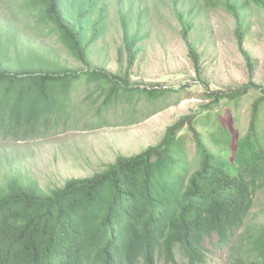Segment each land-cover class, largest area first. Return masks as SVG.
Returning <instances> with one entry per match:
<instances>
[{
    "label": "trees",
    "instance_id": "trees-1",
    "mask_svg": "<svg viewBox=\"0 0 264 264\" xmlns=\"http://www.w3.org/2000/svg\"><path fill=\"white\" fill-rule=\"evenodd\" d=\"M10 0H0V3ZM13 17L32 34L53 39L80 68L0 35V139L32 141L70 130L133 125L158 112L178 89L131 82L130 70L147 36L141 18L120 15L128 64L111 73L91 64L90 52L109 18L108 0H12ZM129 1V0H127ZM132 3V2H131ZM234 19L247 82L232 90L203 87L198 112L167 127L155 146L118 156L90 177L43 190L19 175L0 180V264H207L206 242L227 246L251 216L264 189V84L244 50L255 8L264 0H204ZM187 40L193 25L177 14ZM195 63L198 55L188 44ZM247 119L242 102L250 94ZM249 234L247 235V233ZM237 264H264V227L246 231Z\"/></svg>",
    "mask_w": 264,
    "mask_h": 264
},
{
    "label": "rangeland",
    "instance_id": "rangeland-1",
    "mask_svg": "<svg viewBox=\"0 0 264 264\" xmlns=\"http://www.w3.org/2000/svg\"><path fill=\"white\" fill-rule=\"evenodd\" d=\"M109 18L101 39L90 52L91 64L111 73L123 72L128 64L124 49L120 15L129 13L134 21L141 18L142 33L147 36L140 43L133 66L131 82L142 86L178 89V95L159 100L158 112L133 125H118L96 130H70L27 142L0 139V180L19 175L31 178L43 190L62 187L71 178L90 177L113 163L118 156L130 157L155 146L163 138L167 127L181 116L198 112L203 104V87L211 91L236 89L247 82L248 69L237 47L234 19L221 8H207L204 0H108ZM132 2V3H131ZM12 0L0 3V35L11 30L19 34V43L45 52L71 68H80L58 42L35 37L26 21L13 17L16 4ZM177 14H183L193 28L184 40ZM251 25L244 42V50L255 62L253 80L264 84V19L253 9L248 14ZM188 44L198 55L195 63ZM251 93L242 102L241 121L247 119ZM264 227V189L254 200L251 216L227 246H219L216 237L206 242L207 264H237L241 251L237 244L246 231ZM249 232L247 233V235ZM158 264H166L158 261ZM177 264H186L177 254Z\"/></svg>",
    "mask_w": 264,
    "mask_h": 264
}]
</instances>
